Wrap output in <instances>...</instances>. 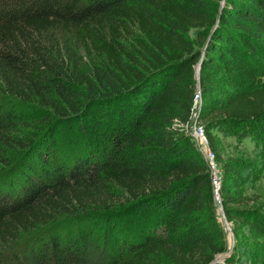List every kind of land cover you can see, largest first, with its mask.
<instances>
[{
	"label": "trees",
	"instance_id": "obj_1",
	"mask_svg": "<svg viewBox=\"0 0 264 264\" xmlns=\"http://www.w3.org/2000/svg\"><path fill=\"white\" fill-rule=\"evenodd\" d=\"M134 28L139 57L124 44ZM199 61L209 143L211 129H264V80L216 92L222 74L242 84L264 62V0H0V264L224 263L210 166L173 127ZM216 160L235 239L264 235L241 187L249 166Z\"/></svg>",
	"mask_w": 264,
	"mask_h": 264
},
{
	"label": "rangeland",
	"instance_id": "obj_2",
	"mask_svg": "<svg viewBox=\"0 0 264 264\" xmlns=\"http://www.w3.org/2000/svg\"><path fill=\"white\" fill-rule=\"evenodd\" d=\"M221 6L225 5V0H219ZM139 36L137 28L133 29V33L125 38L124 44L128 50L133 52L136 57H139L137 47L135 45L136 37ZM84 50L82 49V52ZM141 60V58H140ZM87 63V60H86ZM219 86L216 90L217 94H227L239 87H251L261 83L264 80V62L260 63L254 69L253 76L248 78L244 83L236 84L235 81L221 75ZM198 84V82H197ZM199 86V85H198ZM38 124L36 122L31 123V128H27V131H38ZM227 133H223L222 131ZM222 130L211 129V133L214 136L213 143L209 145L214 146V151L218 159L223 162L228 157L240 158L245 166H249L250 172L248 178H246L244 185H242V191L249 196V205L264 208V129L245 130L246 128L240 126H223ZM246 132L247 136L240 137L238 133ZM59 137L64 138L60 141L61 145L67 142L66 132L59 131ZM76 134V132H75ZM70 136L72 134H69ZM65 146V145H64ZM221 180V179H220ZM221 183V181H220ZM216 212L219 222L221 223L226 238V251L217 255V260L224 262L223 264H255L259 261H263L264 250V235H260L256 230L252 229V232H244L238 241L235 239L232 232L233 223L226 220L219 209L221 208L219 202L220 198L218 194L215 196ZM75 225L72 222H61L58 225V229L63 233H70L74 230ZM37 230H42V234L45 235L51 231L49 226L39 227ZM18 236L13 240H9L7 248L4 252L11 250H19L21 245H24V239L29 234L28 232L16 233ZM258 235V236H257ZM249 247L251 252L248 253L246 260L244 255H240L238 250L241 245ZM230 256L233 259L232 262L225 263L226 257Z\"/></svg>",
	"mask_w": 264,
	"mask_h": 264
},
{
	"label": "built area",
	"instance_id": "obj_3",
	"mask_svg": "<svg viewBox=\"0 0 264 264\" xmlns=\"http://www.w3.org/2000/svg\"><path fill=\"white\" fill-rule=\"evenodd\" d=\"M203 109V97L201 90L197 84V87L193 93L192 101L189 107V115L186 120H180L175 118L173 120V127H178L188 134H190L198 148L203 153L211 169V182L214 186L215 196L218 194L220 187V172L217 165L216 155L213 148L209 145V140L206 135L205 126L199 117L200 112ZM220 198V197H219Z\"/></svg>",
	"mask_w": 264,
	"mask_h": 264
},
{
	"label": "water",
	"instance_id": "obj_4",
	"mask_svg": "<svg viewBox=\"0 0 264 264\" xmlns=\"http://www.w3.org/2000/svg\"><path fill=\"white\" fill-rule=\"evenodd\" d=\"M199 68H200V61L197 62V64L195 65V76H196V79H197V82L199 81ZM220 213L224 215V210L222 209V207L219 209ZM217 260V258H216ZM218 261V260H217Z\"/></svg>",
	"mask_w": 264,
	"mask_h": 264
}]
</instances>
